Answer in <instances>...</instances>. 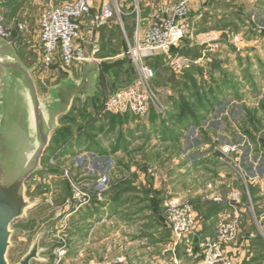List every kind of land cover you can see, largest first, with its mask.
<instances>
[{"label": "rangeland", "instance_id": "374dc122", "mask_svg": "<svg viewBox=\"0 0 264 264\" xmlns=\"http://www.w3.org/2000/svg\"><path fill=\"white\" fill-rule=\"evenodd\" d=\"M68 1L72 2L73 0ZM167 1L152 0L145 15L153 11L158 2ZM118 3L121 4V1L119 0ZM45 4L38 5L34 0H20L14 7L8 8L7 12H0L3 16V29L7 33L6 38L0 35V41L10 45L15 59L19 60L28 70L36 87L38 98L42 101L49 100V92L52 87L69 78L78 81L82 74V67L85 65L93 67L96 64L95 62L90 64L77 62L72 68H61L59 64L47 69L42 68L38 22ZM188 4L190 13L194 9L199 12L197 18L194 17L192 21L188 17L190 31L213 30L218 33L221 40L217 43L218 47L214 57H211L210 53L206 54L211 62L204 64L201 60L200 64L192 65L181 73H175L171 70L165 57L147 61L146 64L155 74L153 82L165 110L163 115L155 114L150 117L151 120L144 119V121L133 118L129 121L122 119L119 115L112 114L110 116L97 114L98 117L91 120L93 119L92 110L89 112L90 115L86 113L87 110L89 108L96 110L98 103L102 102L104 98L133 83L135 68L130 63L125 64L123 70L111 72L109 78H102L99 74L94 73L91 76V84H93L92 99L95 101L79 100L75 102L67 116L60 118L57 127L50 135L48 149L40 161V167L24 184L25 199L36 205L26 212L24 219L11 224L10 229L16 233L10 239L12 246L6 254L8 264H15L20 260L26 248L41 230H44L40 242V248L44 249L41 257L45 261L35 264H52L55 256L54 248L65 241L67 245H72V252L76 251L78 256L80 253L84 258L94 256L96 248L93 241L97 233H91L92 244L88 239L81 242L80 245L74 244L73 234L76 235L78 232L76 230L82 232L83 229H92L98 219L97 216L93 217L92 215L96 213V210L104 207L110 191V193L115 191L116 194L119 192L123 194L124 191L131 188L132 190L140 189L136 180H133L137 185L135 187L130 186V182L126 181L125 174H127L128 166L122 165L119 156L115 157L118 166L115 171L114 168L110 170L109 162L102 163L101 161L99 164L97 162L96 166V162L87 156L86 162L79 167H76L74 162L70 164V162L58 159L61 145L68 144L72 138L93 141L98 135L102 144L107 147L109 145L115 147L120 145L119 142L125 136V132L129 134V137L131 135L130 142H134V134L141 129V133H137L141 142L130 145L131 148L125 157H129L130 163L141 173L145 168V170L153 172L154 168L151 167V164L140 165L133 159L139 155L142 156L144 150L150 152L148 154L160 157L167 155L169 150H173V147L176 151L179 149L180 146L160 145L156 151V148L153 149L151 141L156 138L157 134L155 130H153L154 133L147 132L150 124L158 122L160 127L164 126L160 134L166 136L165 125L172 122L169 113L173 111L176 112L178 119L187 115L197 118V127L187 132L194 147L199 142H206L213 146V139L217 144L241 142L240 136L243 135L251 146L243 149L244 154H249L250 150L257 152L258 149H263L260 141L264 140V0H190ZM132 6L131 0L122 2L121 21L129 40L135 24L133 16L129 15ZM81 22L86 27V30L81 28L82 37H80L83 38L89 33L87 28L89 20L83 18ZM225 33L229 34V42L225 39ZM99 36L105 38L101 37L99 40L100 50L97 58H117L125 53L127 40L120 25L101 29ZM5 46L1 48L0 45V50L7 53L8 48ZM218 92L221 93L218 95ZM197 115L199 116L197 117ZM90 120L91 122L88 124ZM145 135H147L146 138ZM169 165V161H163L158 164V167L165 173L169 170ZM196 166L194 168L197 169L190 172L191 175L196 176L195 179L191 178L190 185L194 183L197 189L202 190L208 183L213 182L215 176L213 170L207 169L204 164L198 163ZM66 168L68 174L63 176V169ZM97 176L99 178L103 176L104 185L107 187L100 195L97 193L95 184ZM159 181L160 189L164 190L162 193V203H164L166 199L172 198L169 189H167V183H164L165 180L159 179ZM149 183L148 179L142 185L143 187L141 186L144 191L141 196L137 194L132 198V202L136 200V205L140 206V203L143 205L142 210L139 209L141 212H138V218L147 221L144 227L135 228L134 234L140 238L147 236L150 239L154 258L160 256L158 248L155 247L158 244V239L165 238L166 264H179L178 257L182 256L181 251L178 253L179 250L176 249L177 260H174L172 252L169 250V247L172 246V235L165 220V207L163 206V209H159L158 212L154 210L150 213L151 208L147 203H144L145 195L154 194V191L149 189ZM151 183L153 184L154 180H151ZM186 185L187 182L184 185L185 188ZM73 188H77L80 196L87 195V197L85 196L88 199L86 204L78 207L81 201L78 202L74 199V203L72 202L71 198H75L76 195ZM138 190L137 193L140 192ZM202 196L201 198H205L208 194L205 193ZM145 199H149V203L154 202V198ZM67 200L72 203L66 204ZM84 210L87 211L86 215L88 216L80 219L78 214L80 212L82 214ZM88 220L90 223L87 222ZM158 220H161L160 225L153 226V222ZM248 229L249 227L246 225L245 230ZM70 230L72 232H68ZM119 248L121 251V248L124 247L119 246ZM121 255L126 259V253L123 252ZM122 256L120 258H124ZM68 262L70 264L81 263L79 260L75 263L70 260Z\"/></svg>", "mask_w": 264, "mask_h": 264}, {"label": "crops", "instance_id": "0c3cea01", "mask_svg": "<svg viewBox=\"0 0 264 264\" xmlns=\"http://www.w3.org/2000/svg\"><path fill=\"white\" fill-rule=\"evenodd\" d=\"M19 1L20 0H0V12H7L8 8L14 7V5ZM34 2L38 5H41L43 3L45 4L47 2H51L55 5H60L61 3L69 1L34 0ZM99 7V3H97L95 5V9H99ZM196 11L197 10L194 9L193 12L190 13L189 19H191V21L194 20V17L197 18L196 16L199 12ZM87 28L89 31V26ZM84 29L86 30V27L82 24V30ZM207 33H215V31L208 30L206 32H202L198 30L191 32L192 35L185 38L183 43L176 49V51L178 50L179 55L183 57H188L193 60L200 58L202 56V53L206 50V47L198 45L196 39L198 36H200V34L202 35ZM99 37H102L103 39L104 36ZM83 38H81V42L85 43L84 46L86 49H88L87 42L89 40V33H87V35ZM0 45L1 48L4 45H6L5 47L8 48L7 53H4L3 50H0V56L13 58L26 70V68L20 63V61L15 59V55H13L12 52L13 49H11L10 45L7 42L1 40ZM214 53L215 52H210L211 57L215 56ZM99 59L108 62L121 58H119L118 56L117 58ZM89 68H94L93 72L90 75L91 84V76H93L94 73L99 74L100 71L98 68V64H95V66ZM82 69V74L78 81H74L69 78L63 80V82L72 80L75 83H78L81 80L82 75L85 71L84 67H82ZM1 72L2 70L0 69V75ZM61 83H59L57 86H59ZM220 93L221 92H218V95ZM92 98L93 84H91V91L87 97L79 96L73 99V102L71 103L67 111L64 113V115L57 119L56 127L58 122L60 121V118H64V116H67V114L71 112L75 102L79 100L95 101V99ZM91 110V114H93V119L91 120H95V118L98 117L97 114H99L96 113L97 111L99 112V107L96 108V110L89 108L86 113L88 114ZM152 115L155 114L152 113L147 119H150ZM169 115L172 118V122L167 123L165 125V130L167 132L166 136L160 134L163 129L162 127L164 126L160 127L158 125V122L150 124L147 129V132L154 133L153 130H155V133L157 134L156 138L151 141L152 147L153 149L156 148V151L158 150V147L160 145H167L169 147H172V145L180 146L179 149L176 151L173 147V150H169L167 155L160 157L148 154L150 152L144 150L142 156L139 155L133 159L134 162L140 165L144 164L145 166L146 163L151 164V167L154 168L153 172H151L150 170H145V168L144 171L141 173L136 169V167H134L130 163L131 159H129V157H125V155L127 154V152H129L133 144H139L141 142V138L137 134L138 132L141 133V129L140 131H135L136 133L134 134V142H130L129 138L131 137V135L129 137V134H126L125 132V136L122 137V140H120L119 142L120 145H116L115 147H113L112 145H109L107 147L106 145L102 144L101 140H99L100 136L98 135H96V138L93 141L89 139L80 140L78 138H72V141H70L68 144H65L64 146L61 145V150L58 152V159L63 162H70V164H72L71 162H73V159L76 156L84 154L85 156L94 160L96 162V166L97 162L98 164L101 163V161L102 163L106 161L107 163L109 162L108 167H110V170L114 168L115 171L118 167L115 157L119 156L122 165L126 167L128 166L127 174H125L127 178L126 181H129L130 186L133 187L139 185L140 189L137 190L141 192L137 193V190H132V188L128 189L127 191H124L123 194H121L120 192L116 194L115 191L110 193V191L108 193V201L106 202V204L103 205L104 207L98 209V211L96 210L95 214L92 213L93 217H98V219L95 221L96 223H94L92 227L93 230L91 228L83 229L82 232L76 230L78 232H76V235L73 234L72 237L75 239L74 244L77 243V245H80L81 242L83 243L88 239H92L90 237L91 233L96 232L97 235L95 234V239L93 241V244L96 248V254L92 257L90 256L88 258H84L81 253L78 256L76 251L72 252L73 247L72 245H69L67 253L68 260L74 263L79 260L81 262L79 264H112L114 263L115 259L121 257V253L124 252L126 253V259L124 256H122L124 257L123 259H125L124 264H166L167 258L164 254L167 252V245L164 244L165 238L158 239V244L155 247L158 248L160 256L158 258H154L152 253L153 248L150 245V239L147 238V236H142L140 238L138 235L134 234V229L137 227H144V224H146L145 222L147 221L142 220V218H138V212H141L143 207L142 203H140V206H138L136 205V200L135 202H132L133 195L139 194L141 196V194L144 193L142 185H144L146 183V180L149 179V189L151 191H154V194L145 195L144 203H147L149 205V208H151V212L149 210L150 213H152L154 210L158 212L159 209H163L164 204L162 203V193H164V190L160 189L161 183L159 179H164V183H167V189H169L170 197L172 199L176 198L179 200H187L189 201V203L192 204L194 216L197 221L193 233L194 235H191V237L182 241L174 249L172 248V246L169 247V250L172 252V257L174 260H177L176 252L177 250H179L178 253L181 251L182 256L178 257V263L192 264V262L196 261L199 258V249L197 247L198 241L206 236H215L217 226L221 222L232 221L237 219V237L235 240L225 243L222 246L224 255L229 258L233 264H264V240L259 236L258 232L256 231L257 222L264 221V186L256 180H251V182H248L246 184V190L244 183L237 175L236 171H234L232 167H228L224 165L220 160H218L219 156L215 151L218 148V144L216 143L215 139H213V146H210L206 142H199L196 143V147L193 146V142L189 140L187 132H189L190 130L192 131L197 127V118L189 117L187 115L182 116L181 119H178L176 116V112L173 111L169 113ZM99 116H101V114H99ZM198 116L199 115H197V117ZM120 117L122 119H128L129 121L135 119L131 115H125ZM174 119L177 120V122H175ZM91 120L88 121V124L91 122ZM141 121H144V119ZM131 133L133 134L134 132ZM152 136L150 137L152 138ZM146 137L147 135H145V138ZM110 147H112V149H110ZM56 152L57 150L55 151V153ZM163 161H169L170 164L169 170L165 173H163V170L161 171L158 167V164ZM242 162L244 171L246 172L247 176H264V154L261 155L260 149H258L257 152L250 150L249 154H247L242 159ZM198 163L204 164V166L209 170L212 169V172L215 176L213 182L208 183L206 187L202 190L200 188L197 189L194 183L190 185L191 178L195 179L196 177L191 175L190 172L194 169H197L194 167H197L196 165ZM213 166L217 167L214 168ZM133 180H136V183L138 182L137 185L135 184V182H133ZM151 180H154L153 184L151 183ZM186 182L187 185L185 188L184 185ZM233 192H238L240 194V198L238 199V203L236 204L235 211H233L226 202V200L229 199L230 194ZM205 193L206 195L208 194V196H205V198H201L203 197L202 195H205ZM149 197L154 198V202L149 203V199H145ZM214 197H221L223 201L220 203H216L212 200ZM86 212L87 211L84 210L82 214H80L81 212L78 214L80 219H83L84 217L88 216L86 215ZM87 222L90 223V220H88ZM160 223L161 220H158L157 222L154 221L153 226H159ZM246 225H248L249 227L248 230H245ZM68 232L72 231L70 230ZM90 244H92V241ZM119 246L124 248H121L120 251ZM174 250L175 252H173Z\"/></svg>", "mask_w": 264, "mask_h": 264}, {"label": "built area", "instance_id": "2783aa9c", "mask_svg": "<svg viewBox=\"0 0 264 264\" xmlns=\"http://www.w3.org/2000/svg\"><path fill=\"white\" fill-rule=\"evenodd\" d=\"M119 0H73L72 2L55 5L51 2L46 3L39 16V39L41 50V66L44 69L51 67L52 64L59 62L61 68H72L77 62H87L99 64L102 59L97 58L99 54V32L104 28H111L120 25L124 36L126 31L122 24V2ZM132 11L129 15L133 16L135 21L131 39L126 36L127 45L123 55L119 58H129V63L135 68V79L130 85L114 92L100 103L99 114L101 115H131L136 120L147 119L152 113L164 114V106L157 94L154 84L155 74L146 64L157 57H165L171 70L175 73H181L192 65L210 63L211 59L206 57L207 52H216L218 42H221L218 33L200 34L196 41L198 45L206 47L202 56L197 59L183 57L173 49H177L185 38L191 36L189 15L190 0H168L167 2H158L156 7L148 15H144L149 3L152 0H131ZM195 1V0H193ZM198 1V0H196ZM99 3V9L95 5ZM83 18L89 20V40L88 49L81 43V28ZM3 16L0 14V35L4 38L7 33L2 25ZM225 39L229 42V34L225 33ZM222 35L220 34V37ZM237 40V37L235 38ZM220 40V41H219ZM241 142H228L218 144L215 150L224 165L232 167L240 177L244 186L251 180H256L264 186V176H247L243 168L242 159L246 156L243 153L245 147H250L246 137L240 136ZM264 154V148L260 150ZM56 156V153H55ZM86 156L80 154L73 159L76 167L85 163ZM52 160V158H51ZM76 167H74L76 169ZM63 176L68 174V169H63ZM106 177V176H104ZM95 180L98 195L105 191L103 176H97ZM98 183L102 184L99 185ZM75 198L82 204L87 203V195L78 192L73 188ZM247 190V187H246ZM86 196V197H85ZM240 194L233 192L226 200L228 206L235 211L236 204ZM216 203L223 201L221 197L212 199ZM69 200L66 204L72 203ZM74 203V202H73ZM165 207V220L168 230L172 235V248L174 249L182 241L194 235L196 219L194 216L192 204L187 200L166 199L163 203ZM256 231L264 240V221H258ZM237 219L221 222L215 231V236H206L198 241L199 258L192 264H233L229 258L224 255L222 246L231 242L237 237ZM69 245V244H68ZM66 241L60 243L54 248L52 264H70L67 260L69 246ZM112 264H124L123 258H116Z\"/></svg>", "mask_w": 264, "mask_h": 264}, {"label": "water", "instance_id": "95a60500", "mask_svg": "<svg viewBox=\"0 0 264 264\" xmlns=\"http://www.w3.org/2000/svg\"><path fill=\"white\" fill-rule=\"evenodd\" d=\"M128 57L101 61L99 71L123 69ZM81 80L65 81L49 92V100L38 98L27 70L13 58L0 56V264H8L6 254L12 246L13 222L24 219L36 204L25 199L24 184L40 167L49 136L56 121L67 111L73 99L87 97L91 91L90 75L94 68L84 66ZM41 230L15 264L44 262L40 248Z\"/></svg>", "mask_w": 264, "mask_h": 264}, {"label": "trees", "instance_id": "16d2710c", "mask_svg": "<svg viewBox=\"0 0 264 264\" xmlns=\"http://www.w3.org/2000/svg\"><path fill=\"white\" fill-rule=\"evenodd\" d=\"M174 51H176V49H173V52ZM159 57H157L156 59H158ZM56 64H59V62H56V63H54V64H52L51 66H54V65H56ZM127 64H129V61L127 62ZM116 70H123V69H116ZM114 71V70H113ZM113 71H111V72H113ZM111 72H110V74H111ZM99 75L102 77V78H108V77H106L105 75H103L101 72L99 73ZM110 77V76H109ZM101 103V102H100ZM100 103H98V107H100ZM193 118H196V117H193ZM260 143H261V145H262V147L264 148V140H261L260 141Z\"/></svg>", "mask_w": 264, "mask_h": 264}, {"label": "bare ground", "instance_id": "6f19581e", "mask_svg": "<svg viewBox=\"0 0 264 264\" xmlns=\"http://www.w3.org/2000/svg\"><path fill=\"white\" fill-rule=\"evenodd\" d=\"M54 153V152H53Z\"/></svg>", "mask_w": 264, "mask_h": 264}]
</instances>
